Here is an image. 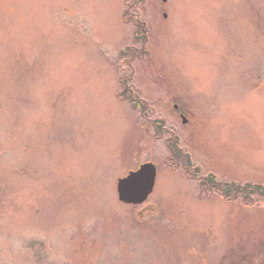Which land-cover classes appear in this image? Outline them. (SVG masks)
I'll return each instance as SVG.
<instances>
[{
	"label": "rangeland",
	"instance_id": "obj_1",
	"mask_svg": "<svg viewBox=\"0 0 264 264\" xmlns=\"http://www.w3.org/2000/svg\"><path fill=\"white\" fill-rule=\"evenodd\" d=\"M126 1L0 0V264H264V201L167 144L264 185V0H143V57ZM148 162L149 199L120 202Z\"/></svg>",
	"mask_w": 264,
	"mask_h": 264
},
{
	"label": "trees",
	"instance_id": "obj_2",
	"mask_svg": "<svg viewBox=\"0 0 264 264\" xmlns=\"http://www.w3.org/2000/svg\"><path fill=\"white\" fill-rule=\"evenodd\" d=\"M128 1H126V9H125V15H127L128 11L132 10V7L129 5ZM139 33L141 30V35L139 38H141L142 43V49L140 51V56H145L146 50V44L148 42V35L147 31L144 32L143 29L146 30V27L144 25H140L139 27ZM119 96L125 98L126 100H129L131 103H134L135 105H141V101L137 99L134 96L133 91L130 87L127 86L126 82L122 83V88L120 91ZM156 129H161V125L154 124ZM170 141L167 140L168 148L170 150V156L171 161H178L179 159L183 161V166L185 169V172L192 178L197 177V179L200 181V185H202L203 189H207L208 192H213L215 190L220 196H222L225 201L229 202H236L240 201L244 205H254L257 201H264V185L263 184H236L233 182H221L217 181L216 177L211 174L208 176H203L201 173V169L198 167L194 172L192 170L194 169L192 167V162L190 159V155L186 152H184L182 149L178 146V138L173 134L171 135V138H169ZM195 175V176H194ZM209 189V190H208Z\"/></svg>",
	"mask_w": 264,
	"mask_h": 264
},
{
	"label": "water",
	"instance_id": "obj_3",
	"mask_svg": "<svg viewBox=\"0 0 264 264\" xmlns=\"http://www.w3.org/2000/svg\"><path fill=\"white\" fill-rule=\"evenodd\" d=\"M167 1V0H164ZM184 122L186 120L184 119ZM157 178V167L148 162L137 170L129 172L117 181V192L120 201L126 204H141L153 192Z\"/></svg>",
	"mask_w": 264,
	"mask_h": 264
},
{
	"label": "flooded vegetation",
	"instance_id": "obj_4",
	"mask_svg": "<svg viewBox=\"0 0 264 264\" xmlns=\"http://www.w3.org/2000/svg\"><path fill=\"white\" fill-rule=\"evenodd\" d=\"M143 0H132V1H128L129 5L132 7L131 11L127 12V15H125V11L122 13L123 17L122 20L128 25L131 24L135 27V31L138 32L137 37L139 38L140 33H139V27L142 23V25L146 26V21L141 20L140 17V10H139V5ZM164 14V13H163ZM166 16V15H165Z\"/></svg>",
	"mask_w": 264,
	"mask_h": 264
}]
</instances>
